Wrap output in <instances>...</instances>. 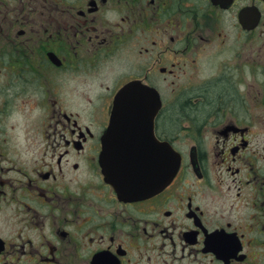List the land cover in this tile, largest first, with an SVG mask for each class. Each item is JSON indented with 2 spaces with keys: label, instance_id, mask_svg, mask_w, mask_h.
<instances>
[{
  "label": "flooded vegetation",
  "instance_id": "flooded-vegetation-1",
  "mask_svg": "<svg viewBox=\"0 0 264 264\" xmlns=\"http://www.w3.org/2000/svg\"><path fill=\"white\" fill-rule=\"evenodd\" d=\"M0 264H264V0H0Z\"/></svg>",
  "mask_w": 264,
  "mask_h": 264
},
{
  "label": "water",
  "instance_id": "water-1",
  "mask_svg": "<svg viewBox=\"0 0 264 264\" xmlns=\"http://www.w3.org/2000/svg\"><path fill=\"white\" fill-rule=\"evenodd\" d=\"M153 97V103H154V109H155V112L157 111L158 107H159V103H160V100H159V97L158 95H151ZM150 97V95H149ZM114 115H113V125L111 127V129L113 130L114 132V128L116 127V120L118 118V115H117V111H118V108L117 106L114 107ZM119 125V123H117ZM116 133V132H115ZM175 153V152H174ZM178 161H179V158H178V154L175 153V158H174V161L173 163L172 162H169V167L165 170L162 165L160 164V175L158 178H150L148 177L146 174V171L144 170L143 172L141 170H139V166L136 165L137 169H135V167L133 165H131V167L133 168V174H142V175H138L136 178H133V179H129V182H130V187L129 189L132 190V192H148V191H151V189L153 188H161L163 185H165L169 179L171 178L170 176L173 174V172L177 169L178 167ZM144 167V166H143ZM154 172L157 173V169L154 170Z\"/></svg>",
  "mask_w": 264,
  "mask_h": 264
},
{
  "label": "rangeland",
  "instance_id": "rangeland-1",
  "mask_svg": "<svg viewBox=\"0 0 264 264\" xmlns=\"http://www.w3.org/2000/svg\"><path fill=\"white\" fill-rule=\"evenodd\" d=\"M177 93H174V95H176Z\"/></svg>",
  "mask_w": 264,
  "mask_h": 264
}]
</instances>
